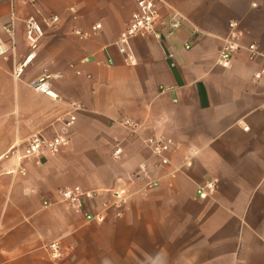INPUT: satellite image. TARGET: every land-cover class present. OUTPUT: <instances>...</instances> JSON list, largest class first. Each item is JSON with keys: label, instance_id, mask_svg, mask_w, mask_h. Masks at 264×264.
<instances>
[{"label": "crops", "instance_id": "crops-1", "mask_svg": "<svg viewBox=\"0 0 264 264\" xmlns=\"http://www.w3.org/2000/svg\"><path fill=\"white\" fill-rule=\"evenodd\" d=\"M157 8L163 37L132 39L128 66L114 44L134 0H0V40L13 20L17 59L25 22L33 17L44 30L22 81L12 79V61L0 63V264H264V88L251 81L264 66V0H161ZM172 12L184 22L166 38ZM52 16L59 22L48 27ZM232 22L240 49L222 68ZM251 45L260 53L253 60ZM43 72L59 100L29 87ZM36 134L67 144L40 164L8 155ZM152 137L173 141L167 165L145 146ZM206 183L214 191L200 199ZM73 187L92 194L83 213H102L103 223L60 201ZM53 241L59 261L44 250Z\"/></svg>", "mask_w": 264, "mask_h": 264}, {"label": "built area", "instance_id": "built-area-1", "mask_svg": "<svg viewBox=\"0 0 264 264\" xmlns=\"http://www.w3.org/2000/svg\"><path fill=\"white\" fill-rule=\"evenodd\" d=\"M33 1V0H32ZM161 0H134L135 11L130 17V20L124 27L123 31L119 35V38L115 42L114 46L117 49L118 54L123 58L126 65L132 66L136 64L134 57L129 53L127 46L129 42L137 37L153 36L155 39H162L161 33L156 30L159 20L158 5ZM69 13L75 19V9L70 8ZM59 22V17L52 16L44 21V24L48 27L55 25ZM184 18L178 13L172 12L169 15L167 21V37H171L182 25ZM228 34L223 40V45L218 53L217 65L222 68H228L232 57L240 49L239 45V32L237 30V23H229ZM3 30L7 36L6 40H0V63L12 61V72L11 77L14 81H22L24 75L33 64L37 53L39 52L40 46L44 38V30L41 23L35 18L31 17L25 22V54L17 59L16 55V41H15V30L14 23L11 20L7 25L3 27ZM100 30V25H94L91 27V33L96 34ZM74 35L85 40L89 36L81 30H74ZM190 44L185 45V49L189 50ZM249 58L260 56L254 45L247 48ZM54 76L43 72L36 76L29 82L31 87L37 93L43 94L49 98L59 100V97L53 92L51 88V82ZM251 81L262 88H264V66L254 71L252 74ZM71 107L74 111H79L80 106L76 103H72ZM75 122V116L70 114L67 118L62 120L64 128H70ZM124 126L134 130L137 124L124 121ZM248 128H244L247 131ZM67 144V139L63 135H58L52 139L45 138L42 134H36L31 137L23 147L15 145L8 153L17 159L22 160H33L36 164H40V157L45 154H56L60 148ZM145 146L151 151V153L159 159L161 165H167L168 159L167 154L173 148V141L170 139H156L155 137L148 138L145 141ZM122 150L116 146L112 152V158L118 160L121 157ZM18 173L21 175L25 174L24 168H19ZM150 187H156L157 183H152ZM215 185L213 183H206L197 190V195L200 199L207 198L208 195L213 193ZM116 198L121 200L120 195L114 194ZM92 194L83 192L79 187H73L60 192V201L68 205V207L76 214H81L87 223L101 224L105 220V216L102 213H83L82 201L86 198H91ZM43 207H49L48 203H43ZM48 257L53 261H59L62 256V248L57 241H53L44 247Z\"/></svg>", "mask_w": 264, "mask_h": 264}]
</instances>
